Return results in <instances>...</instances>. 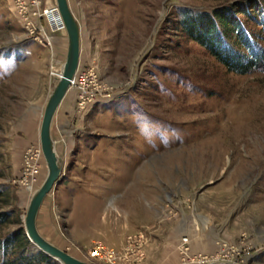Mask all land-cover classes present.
<instances>
[{
  "label": "rangeland",
  "instance_id": "374dc122",
  "mask_svg": "<svg viewBox=\"0 0 264 264\" xmlns=\"http://www.w3.org/2000/svg\"><path fill=\"white\" fill-rule=\"evenodd\" d=\"M69 2L80 72L52 125L63 171L39 211L41 234L96 264H264V68L229 70L180 24L257 2L237 17L264 46V0ZM53 7L0 0V239L25 225L48 173L39 128L68 49ZM90 69L101 94L81 87ZM95 247L115 256L95 258Z\"/></svg>",
  "mask_w": 264,
  "mask_h": 264
},
{
  "label": "trees",
  "instance_id": "16d2710c",
  "mask_svg": "<svg viewBox=\"0 0 264 264\" xmlns=\"http://www.w3.org/2000/svg\"><path fill=\"white\" fill-rule=\"evenodd\" d=\"M250 4L240 2L215 8L212 12L185 13L180 20L181 28L231 71L248 73L264 68V46L249 35L243 22L237 17L238 13L251 14L249 8L251 11L259 9L257 2L251 7ZM8 216L7 211H0V227L8 220ZM30 244L33 246L24 225L8 237L1 238L0 264H59L34 247L35 251L30 255L26 248Z\"/></svg>",
  "mask_w": 264,
  "mask_h": 264
},
{
  "label": "water",
  "instance_id": "95a60500",
  "mask_svg": "<svg viewBox=\"0 0 264 264\" xmlns=\"http://www.w3.org/2000/svg\"><path fill=\"white\" fill-rule=\"evenodd\" d=\"M57 7L64 22L68 35L67 56L63 66L62 76L54 86L42 117L40 127V145L48 166L47 176L42 185L32 195L24 216L26 233L34 248L43 252L59 264H96L82 260L68 251L60 248L45 238L37 225V218L45 197L59 182L63 171V162L55 146L52 135V125L55 115L61 106L70 85L72 84L81 61V26L75 16L69 0H56ZM204 264H238L235 262H208Z\"/></svg>",
  "mask_w": 264,
  "mask_h": 264
},
{
  "label": "built area",
  "instance_id": "2783aa9c",
  "mask_svg": "<svg viewBox=\"0 0 264 264\" xmlns=\"http://www.w3.org/2000/svg\"><path fill=\"white\" fill-rule=\"evenodd\" d=\"M21 4H24L23 2H21ZM21 8H23L24 6L23 5H21L20 6ZM46 12V14L47 13H49V12H51V13H53V14H57V21L58 22H60V23H62V24H60L59 26L61 27V26H65L64 25V22H63V20H62V17H61V15H60V12H59V9H58V7L57 8H55V7H53L52 9H51V11H49V10H46L45 11ZM46 35L47 34H45L44 36L46 37ZM49 35V34H48ZM50 36H52V35H49V37ZM79 72H80V70L78 71L77 70V72H76V75H75V78H74V80H73V82H72V84H74V81L75 80H77L79 77ZM80 81H81V87H82V89L84 90V93H86L87 95L88 94H90L91 96H93V92H91V91H93V90H96V95H98V92L101 94L102 92H101V90L102 89H100L101 88V86H100V84H98V76H97V73L94 71V69H90V70H88V71H86L84 74H82V76H81V79H79ZM91 80H93V84H95V86H97V87H93L91 90L88 88L89 86H91V83H90V81ZM71 84V85H72ZM89 84V85H88ZM90 97V96H89ZM87 102H86V99H85V97H84V99H82L81 100V104H86ZM38 149H39V151H40V155L42 156V157H44V154H43V151H42V148H41V146L39 145V147H38ZM141 240H142V238H143V236L142 235H140V237H139ZM92 252H94L95 253V255H93V257H95V258H113L114 256H115V252H114V250L113 249H109V248H102V247H95L93 250H92ZM234 262V260L232 259V258H226V257H213V258H210V259H208V260H206V261H203V262H200V261H193V264L195 263V264H204V263H208V262Z\"/></svg>",
  "mask_w": 264,
  "mask_h": 264
},
{
  "label": "bare ground",
  "instance_id": "6f19581e",
  "mask_svg": "<svg viewBox=\"0 0 264 264\" xmlns=\"http://www.w3.org/2000/svg\"><path fill=\"white\" fill-rule=\"evenodd\" d=\"M55 8H57V7H55ZM49 11H51V9H50ZM57 17H58V16H57ZM56 19H57V18H56ZM58 19H59V18H58ZM58 23H59V25L62 24V23H60V22H58ZM56 25H58V24H56ZM58 29H60V30H65L66 27H65V26H61V27H59ZM66 32H67V30H66ZM67 38H68V35H67ZM79 67H80V65H79ZM78 70H79V68H78ZM62 71H63V70H62ZM62 71H59V72H60L59 79H60L61 76H62ZM70 88H71V85H70ZM70 88H69V90H70ZM68 92H69V91H68ZM68 92H67V94H68ZM66 96H67V95H66ZM66 96H65V98H66ZM65 98H64V99H65ZM63 101H64V100H63ZM53 188H54V186H53ZM53 188H52V189H53ZM51 191H52V190H51ZM51 191H50V192H51ZM50 192H49V193H50ZM47 195H48V194H47ZM46 197H47V196H46ZM46 197H45V198H46ZM44 200H45V199H44ZM93 253H94V252H93ZM94 255H95V253H94Z\"/></svg>",
  "mask_w": 264,
  "mask_h": 264
},
{
  "label": "crops",
  "instance_id": "0c3cea01",
  "mask_svg": "<svg viewBox=\"0 0 264 264\" xmlns=\"http://www.w3.org/2000/svg\"><path fill=\"white\" fill-rule=\"evenodd\" d=\"M82 50V49H81ZM40 127H41V124H40ZM39 136H40V128H39Z\"/></svg>",
  "mask_w": 264,
  "mask_h": 264
}]
</instances>
